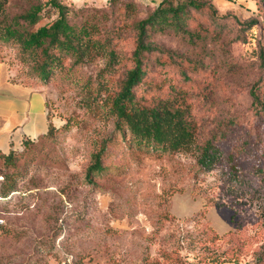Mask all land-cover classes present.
Returning <instances> with one entry per match:
<instances>
[{
  "label": "rangeland",
  "instance_id": "obj_1",
  "mask_svg": "<svg viewBox=\"0 0 264 264\" xmlns=\"http://www.w3.org/2000/svg\"><path fill=\"white\" fill-rule=\"evenodd\" d=\"M5 1L12 17L37 0ZM61 2L71 22L97 9L109 15L102 32L123 25L113 40L118 61L109 69L103 55L76 65L66 58L45 81L16 43L0 40L13 79L43 87L52 126L11 162L0 157V182L7 173L16 189L0 200V264H264V111L253 105V93L264 101V1L216 16L190 11L193 40L151 32L179 66L150 54L146 79L167 97L172 86L183 90L196 123L192 147L172 153L137 144L101 104L132 66L134 21L157 0ZM127 2L135 8L126 11ZM45 8L34 29L56 17ZM188 62L198 66L185 78ZM211 137L223 155L201 168L199 147ZM95 152L102 169L87 176Z\"/></svg>",
  "mask_w": 264,
  "mask_h": 264
},
{
  "label": "trees",
  "instance_id": "obj_2",
  "mask_svg": "<svg viewBox=\"0 0 264 264\" xmlns=\"http://www.w3.org/2000/svg\"><path fill=\"white\" fill-rule=\"evenodd\" d=\"M5 5L6 1L0 0V14L6 17L0 19V40L16 43L32 60V69L42 80H48L53 71L63 66L66 58H70L76 65L103 55L107 58L105 67L109 69L118 61L113 40L114 37L118 38L123 25H113L111 29L102 32L103 20L109 18L107 13L100 16V10L95 9L92 13L83 14L81 21L74 23L69 18L72 9L61 0H37L12 17L5 14ZM45 6L54 9L57 15L34 29L44 16ZM125 6L126 11L135 8L130 2ZM192 10H208L213 16L217 14V8L207 0H160L147 16L134 21L132 66L126 71L120 89L101 101L103 107L115 117V127L122 133L127 131L139 145L172 153L192 147L196 140L195 118L185 92L172 86L167 97L161 94L160 85L146 79V59L150 54H159L155 58L158 65L175 63L179 66L171 54L150 41L151 32L173 30L187 34L191 40L198 38L196 31L188 29L189 13ZM197 66L196 62H188L187 69L180 71L188 78L187 70L196 71ZM153 91L155 93L150 95ZM253 103L254 107L264 111V101L255 93ZM51 130L49 123L46 134ZM218 139L211 137L200 145L197 163L201 168L210 169L222 157L223 151ZM29 141L23 142V145ZM13 152L0 153L4 163L12 161ZM232 168L236 178L240 172L236 166ZM101 169V154L95 152L86 175L90 176L92 172ZM258 170V167L255 168V171ZM1 176L0 200L16 190L11 175L3 173Z\"/></svg>",
  "mask_w": 264,
  "mask_h": 264
},
{
  "label": "crops",
  "instance_id": "obj_3",
  "mask_svg": "<svg viewBox=\"0 0 264 264\" xmlns=\"http://www.w3.org/2000/svg\"><path fill=\"white\" fill-rule=\"evenodd\" d=\"M207 1L220 12H240L242 7L251 9L256 4L255 0ZM49 123L47 95L43 87L13 79L12 71L0 61V153L15 151L23 146V142L42 137Z\"/></svg>",
  "mask_w": 264,
  "mask_h": 264
}]
</instances>
